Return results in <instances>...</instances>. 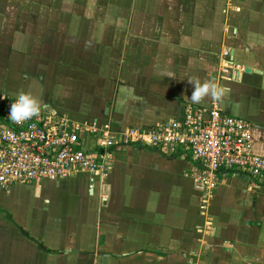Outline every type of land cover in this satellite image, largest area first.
I'll list each match as a JSON object with an SVG mask.
<instances>
[{"label":"crops","instance_id":"1","mask_svg":"<svg viewBox=\"0 0 264 264\" xmlns=\"http://www.w3.org/2000/svg\"><path fill=\"white\" fill-rule=\"evenodd\" d=\"M194 75L231 90L219 106L264 155V0H0V99L147 128L193 104ZM0 264H264V184L227 173L210 190L129 145L100 175L0 189Z\"/></svg>","mask_w":264,"mask_h":264},{"label":"built area","instance_id":"2","mask_svg":"<svg viewBox=\"0 0 264 264\" xmlns=\"http://www.w3.org/2000/svg\"><path fill=\"white\" fill-rule=\"evenodd\" d=\"M16 99H0V189L60 181L81 171L100 175L109 169L114 152L129 145L188 159L210 190L227 173L264 183V155L253 151L251 121L214 100L183 104L173 118L141 128L109 119L75 121L48 102L39 116L16 124L8 118Z\"/></svg>","mask_w":264,"mask_h":264},{"label":"clouds","instance_id":"3","mask_svg":"<svg viewBox=\"0 0 264 264\" xmlns=\"http://www.w3.org/2000/svg\"><path fill=\"white\" fill-rule=\"evenodd\" d=\"M160 75L176 78L175 74L170 71H162ZM187 80L194 89L190 97L193 104H200L208 97L216 102L223 103L231 91L228 87L209 81L207 78L202 80L198 75L190 76ZM41 108V102L33 97L30 92L21 91L18 93L16 101L11 104L8 118L16 124H22L39 116Z\"/></svg>","mask_w":264,"mask_h":264},{"label":"rangeland","instance_id":"4","mask_svg":"<svg viewBox=\"0 0 264 264\" xmlns=\"http://www.w3.org/2000/svg\"><path fill=\"white\" fill-rule=\"evenodd\" d=\"M7 96H9V94L7 95ZM10 97H13V96H10ZM138 147H140V146H138ZM144 148V147H143ZM176 158H183V157H176ZM184 160H186V162L187 163H189L190 165H192V166H194L195 168H196V166L194 165V163H192L191 161H189L188 159H185V158H183ZM251 180H253V179H251ZM40 181H43V180H40ZM47 181H52V180H47ZM254 181V180H253ZM53 182H55V181H53ZM254 182H256V181H254ZM257 183V182H256ZM259 183H262V182H259ZM262 184H264V183H262ZM28 185H31V184H28Z\"/></svg>","mask_w":264,"mask_h":264},{"label":"trees","instance_id":"5","mask_svg":"<svg viewBox=\"0 0 264 264\" xmlns=\"http://www.w3.org/2000/svg\"><path fill=\"white\" fill-rule=\"evenodd\" d=\"M7 217L10 219V220H12V216L9 214V213H7ZM38 246L41 248V249H43V250H45V251H49L46 247H44L43 245H42V243H40V242H38Z\"/></svg>","mask_w":264,"mask_h":264},{"label":"water","instance_id":"6","mask_svg":"<svg viewBox=\"0 0 264 264\" xmlns=\"http://www.w3.org/2000/svg\"><path fill=\"white\" fill-rule=\"evenodd\" d=\"M245 71H247V72H251V71H252V69H250V68L246 67V68H245ZM179 111H180V108L178 109V113H179Z\"/></svg>","mask_w":264,"mask_h":264}]
</instances>
